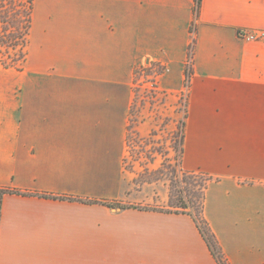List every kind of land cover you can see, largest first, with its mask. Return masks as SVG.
I'll return each mask as SVG.
<instances>
[{
    "label": "crops",
    "instance_id": "0c3cea01",
    "mask_svg": "<svg viewBox=\"0 0 264 264\" xmlns=\"http://www.w3.org/2000/svg\"><path fill=\"white\" fill-rule=\"evenodd\" d=\"M241 29L264 0H34L25 63L0 64V264H219L193 217L107 204L148 66L189 84L181 165L212 177L227 264H264V39Z\"/></svg>",
    "mask_w": 264,
    "mask_h": 264
},
{
    "label": "rangeland",
    "instance_id": "374dc122",
    "mask_svg": "<svg viewBox=\"0 0 264 264\" xmlns=\"http://www.w3.org/2000/svg\"><path fill=\"white\" fill-rule=\"evenodd\" d=\"M15 3L24 4L25 0ZM162 72L163 68L152 66L137 70L124 174L129 188L119 201L107 204L114 210L177 212L193 217L209 231L204 200L212 177L187 172L181 165L189 84L186 81L179 91L165 89L159 77Z\"/></svg>",
    "mask_w": 264,
    "mask_h": 264
},
{
    "label": "trees",
    "instance_id": "16d2710c",
    "mask_svg": "<svg viewBox=\"0 0 264 264\" xmlns=\"http://www.w3.org/2000/svg\"><path fill=\"white\" fill-rule=\"evenodd\" d=\"M201 0H197L199 6ZM34 0L17 4L15 0H0V64L6 68H21L27 57L29 32L32 25ZM184 141V135H183ZM183 152V147H182ZM125 208V207H124ZM219 264H227L215 234L198 224Z\"/></svg>",
    "mask_w": 264,
    "mask_h": 264
},
{
    "label": "built area",
    "instance_id": "2783aa9c",
    "mask_svg": "<svg viewBox=\"0 0 264 264\" xmlns=\"http://www.w3.org/2000/svg\"><path fill=\"white\" fill-rule=\"evenodd\" d=\"M239 36L248 40V41H257V40H261L264 39V31L260 30L257 32H252L246 29H241L238 32ZM191 61H192V55L191 52L189 54V58H188V62H187V70L189 71L188 74H190L191 71Z\"/></svg>",
    "mask_w": 264,
    "mask_h": 264
}]
</instances>
